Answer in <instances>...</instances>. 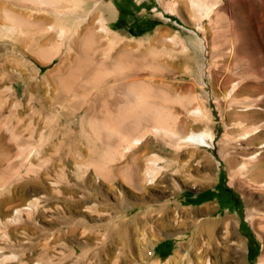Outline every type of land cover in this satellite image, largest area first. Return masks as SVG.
<instances>
[{
	"label": "rangeland",
	"instance_id": "obj_1",
	"mask_svg": "<svg viewBox=\"0 0 264 264\" xmlns=\"http://www.w3.org/2000/svg\"><path fill=\"white\" fill-rule=\"evenodd\" d=\"M204 1V11L191 0H78L73 10L70 25L80 35L103 17L121 41L137 43L140 71L155 86V103L169 112L163 118L168 125L183 134L202 127L213 134V146H205L178 144L171 136L148 132L144 142L149 144L132 151L143 158L154 149L163 157V167L155 182L142 179L140 186L128 180L130 150L116 148L110 155L109 149L105 162L104 155L92 152L93 147L105 150V143L115 144L127 129L107 136L83 122L87 103L75 108L50 104L60 86L55 76L62 57L74 59L81 46L59 43L60 51L51 60L37 55L31 43L40 37L37 20L52 18L51 7L30 0L13 4L20 16L16 30L0 36V217L14 215L32 197L40 200L24 208L19 219L0 224L13 244L6 252L17 255L5 264H20V259L29 264H166L175 251L190 248L199 224L209 220L220 221L213 242L224 236L241 239L244 264H264V0ZM61 2L65 9L73 6L70 0ZM118 50L110 48L111 56ZM97 51L90 54L101 59ZM90 87L81 81L76 90L82 94ZM92 88L86 101L97 93L108 97L102 84ZM29 93L44 100L45 107H33ZM95 104L97 120L118 107H103L102 99ZM198 105L203 113L195 121L187 109ZM15 113L22 116L18 122ZM33 127L40 153L28 167L15 157L13 134L26 135ZM76 165L80 167L74 169ZM224 189L235 196L234 204ZM120 197L127 204H119ZM119 229L126 235L134 232L125 244L118 239ZM139 233L149 240L148 250L141 253ZM197 235L207 238L200 230Z\"/></svg>",
	"mask_w": 264,
	"mask_h": 264
},
{
	"label": "bare ground",
	"instance_id": "obj_2",
	"mask_svg": "<svg viewBox=\"0 0 264 264\" xmlns=\"http://www.w3.org/2000/svg\"><path fill=\"white\" fill-rule=\"evenodd\" d=\"M4 1V3L0 1V36L3 34L2 37L4 36V33H7L8 36L12 35L14 30H16L18 19L20 18L17 11L14 9L16 6L13 7V4L15 5L17 0ZM30 1L49 5L51 7L49 12L52 14V18H49V15H46L41 16V18H38L37 20V32L40 34V37L31 42L33 47L32 50L37 55H40L41 57L43 56V58H50L51 60V58L60 51L59 45L61 46V44L59 43H62L67 47H71L74 43H78L81 46V53L76 55L74 59H71L72 56L71 58H69L70 56H64L61 59L60 66H62V69L59 68V72L55 76L57 82L60 83V86H58L57 91L54 92L51 97L50 104H52V107L55 106L56 108H60L64 105V103H67L68 106L75 108L78 104L87 103V112L83 118V122L84 120L87 121L93 128L99 132L105 133L107 136L114 134V132H121L122 129L126 132L127 129L126 133L122 132V134H126L125 137L118 132L121 136L117 137V142L115 144L113 142L105 143V150L98 147L92 148V152L96 155H104V162L109 156V149H111L110 155L114 154V150L116 148H119L118 150L122 149L123 151L130 150V157H132L131 160L133 165L131 163L130 165L128 163L125 165L126 169L129 170L128 180L132 184L140 186L142 179L146 183L152 184V182H155L154 180L157 172L161 167H163V165L160 164L163 157L161 158V155L155 152L154 149H149L147 156L145 155L143 158H140L139 154L136 153V150L132 151L134 148L133 146H138V149H143L141 146L149 144V142H144L145 135L148 132L154 135L160 134L168 135L169 137L171 136L177 143L180 141H191L200 145L213 146V134L210 129L201 126L202 128L200 129H190L188 132L183 134L168 125L166 122L167 119H163L167 117V115L169 116V112L165 110L167 112L166 115L161 106L156 104L158 102L155 103V100L152 98L154 96L153 93L155 91V86L151 81H147L146 75L140 71L142 62L139 59V56H136V52L139 50L136 49V42L121 41L119 38L120 36L118 37L117 34L111 33V29L107 24L106 19L103 17L97 19V26H95V24L91 21V24H88L84 28L83 33L80 35V33L75 29V26L73 27L70 25L75 19L73 10H75V8L79 5L77 3L78 0H70L73 2V6L72 8L67 7V9H65L66 5L64 3L61 4L62 0ZM191 1L192 4L200 11L208 9L206 4L207 2L205 3L204 0ZM97 7H100V5L97 4L96 8ZM113 46H117L119 49L116 56H111L110 53V48H113ZM97 50L101 51L103 54V56L100 57L101 59H96L90 54L91 52H94L97 55ZM111 73H115L114 76L112 75V81L109 80ZM120 78H122V81L119 83ZM81 81L82 84L87 83L91 86L90 89H85V92L82 94L76 90L78 82ZM99 84L103 85L104 93H107L108 97H104L103 94L100 95L97 93L91 101H86V94L88 95V93L93 90L92 86ZM116 85H125V87L117 89L114 87ZM127 85H130V87ZM31 93H29L28 97V101L31 102V105H33V107L34 105H41L42 107H45L43 102L44 100H39L37 96L31 95ZM81 97L85 98V100H82ZM98 99H102L103 107L112 106L116 103H118V107L115 111H107V114L103 119L97 120L93 115H95L96 112L95 102ZM56 108L54 110H56ZM202 108L203 107L198 105L187 109V113L193 120H195L197 117L200 118L199 116L202 115ZM14 118L15 121L18 122L21 120L22 116L15 113ZM68 129H70V127ZM42 132L43 129L39 132L40 135L38 138L40 140ZM80 132H83V123L82 130ZM33 133L34 127L29 129L26 135L18 132L13 134V137L17 140L18 145V152L15 157L21 159L23 158L28 167L34 161H32V157H39L40 153V150L38 149L40 146L37 147L36 143L34 144L32 138L34 135ZM76 133H79V131ZM114 138L112 137V139ZM1 139L0 143H3L1 142ZM39 144L41 143H38V145ZM255 156L256 153L252 154L250 158L252 159ZM10 161L7 160V165L9 164V166L11 165ZM1 163H3V158H0V165ZM244 166L246 167V163L242 164V167ZM78 167L80 166L78 165ZM78 167L76 165L74 169H77ZM177 171L179 170L177 169ZM174 181L176 182V179H174ZM6 198L7 196L4 200ZM39 200L40 199H38V197H32L28 200L27 205L18 206L14 215H8L5 220H2L0 217V224L6 225L7 222L16 220L18 218L17 215H20L24 208L29 209V207H34L37 202L39 203ZM118 203L125 205L127 204V201L124 197H120ZM198 210L201 211L202 208L196 209V211ZM222 221L224 220L222 219ZM218 223H220V221L210 220L200 223L194 233V238L189 243L190 248H183L182 251H175L174 254L168 258L166 264H244V260L242 258L244 246L242 245L241 239L230 241L226 236H224L222 239L220 238L216 242H213L212 232ZM199 230L207 234L206 239H200L198 237V235H200H197ZM133 233L134 232L130 231L126 235L123 229L117 230L118 239L122 243L127 241ZM231 233L236 235L233 230ZM138 235L139 236L136 238V241L138 242V250L141 253L144 250H148L147 244L149 243V240L145 237L144 233H139ZM0 239L4 242V244H0V264H5L6 260L16 258L17 255L14 252H6L7 250H5L11 245L10 236L6 231H0ZM19 263L29 264L25 259H20ZM35 264L50 263L46 260H42L36 262Z\"/></svg>",
	"mask_w": 264,
	"mask_h": 264
},
{
	"label": "flooded vegetation",
	"instance_id": "obj_3",
	"mask_svg": "<svg viewBox=\"0 0 264 264\" xmlns=\"http://www.w3.org/2000/svg\"><path fill=\"white\" fill-rule=\"evenodd\" d=\"M217 191H219V188H217ZM218 195V193H217ZM223 195L226 196L227 201L230 202L231 204H234L236 201V198L234 195L231 194V192L229 191V189H224L223 190Z\"/></svg>",
	"mask_w": 264,
	"mask_h": 264
}]
</instances>
